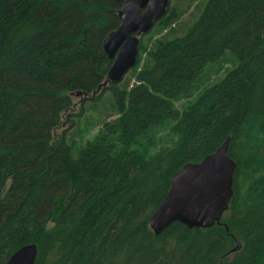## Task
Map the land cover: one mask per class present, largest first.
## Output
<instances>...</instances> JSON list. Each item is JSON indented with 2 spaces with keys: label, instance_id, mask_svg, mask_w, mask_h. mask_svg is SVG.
I'll return each mask as SVG.
<instances>
[{
  "label": "trees",
  "instance_id": "16d2710c",
  "mask_svg": "<svg viewBox=\"0 0 264 264\" xmlns=\"http://www.w3.org/2000/svg\"><path fill=\"white\" fill-rule=\"evenodd\" d=\"M194 1L192 25L176 34L184 9L169 5L135 67L104 85L119 0H0V264L30 243L34 264H264V0ZM228 50L239 63L178 109ZM98 108L116 117L81 140ZM229 136L225 224L156 235L172 176Z\"/></svg>",
  "mask_w": 264,
  "mask_h": 264
},
{
  "label": "water",
  "instance_id": "95a60500",
  "mask_svg": "<svg viewBox=\"0 0 264 264\" xmlns=\"http://www.w3.org/2000/svg\"><path fill=\"white\" fill-rule=\"evenodd\" d=\"M119 1L122 3L119 10L121 24L107 35L104 44V49L112 60L104 85L122 81L135 67L141 36L154 28L155 23L166 14L171 2ZM81 94V91L73 92L75 96ZM230 142L231 136L201 161L187 162L172 176L169 190L149 218L150 228L156 235L176 221L189 228L225 224L222 223V217L234 195V173L237 168L236 161L228 154ZM226 229L229 231L228 226ZM234 238L236 239L235 236ZM241 246V242L237 240L231 251H237ZM37 256V245L30 243L14 251L4 264H34Z\"/></svg>",
  "mask_w": 264,
  "mask_h": 264
},
{
  "label": "rangeland",
  "instance_id": "374dc122",
  "mask_svg": "<svg viewBox=\"0 0 264 264\" xmlns=\"http://www.w3.org/2000/svg\"><path fill=\"white\" fill-rule=\"evenodd\" d=\"M189 2H191V0H171L170 2L171 3L170 5L177 4L180 5L179 7L184 9L180 17V22L176 26L177 27L176 34L184 31L186 27L188 28L190 25H192L198 16L197 6L199 5L198 3L199 1H194L190 4ZM158 37H160V35H156L155 38ZM238 63H239L238 57L235 54H233L230 50L226 51L224 56H222L218 61L206 66L205 69L202 71V73L196 78L192 95H190L189 97H182L179 100L175 101L177 108L183 110L186 106H188L190 103L195 101L199 93L206 86L219 81L222 77L225 76L227 70L235 67ZM80 100H81L80 97L75 96L76 102H80ZM101 110H102L101 108H98L96 110L87 113L88 119L85 116L82 124L84 128H86V131L84 132V137L81 138V140L91 139L97 133L100 126L90 127L89 125L91 123L98 124L101 123L102 119L112 120L116 117V114L114 113H108L107 111L101 112ZM99 114H100V118L94 120V118ZM63 128L66 127L63 126ZM158 138L161 139L159 140L158 145L152 148V151H156L157 147L160 146V144H169L172 138L169 133V129L165 128L161 130V133Z\"/></svg>",
  "mask_w": 264,
  "mask_h": 264
}]
</instances>
